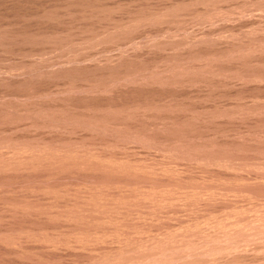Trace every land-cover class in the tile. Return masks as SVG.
<instances>
[{
    "label": "rangeland",
    "instance_id": "rangeland-1",
    "mask_svg": "<svg viewBox=\"0 0 264 264\" xmlns=\"http://www.w3.org/2000/svg\"><path fill=\"white\" fill-rule=\"evenodd\" d=\"M0 264H264V0H0Z\"/></svg>",
    "mask_w": 264,
    "mask_h": 264
}]
</instances>
